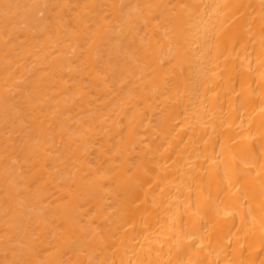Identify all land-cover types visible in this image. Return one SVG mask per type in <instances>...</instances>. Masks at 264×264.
I'll list each match as a JSON object with an SVG mask.
<instances>
[{"label":"bare ground","instance_id":"obj_1","mask_svg":"<svg viewBox=\"0 0 264 264\" xmlns=\"http://www.w3.org/2000/svg\"><path fill=\"white\" fill-rule=\"evenodd\" d=\"M0 264H264V0H0Z\"/></svg>","mask_w":264,"mask_h":264}]
</instances>
